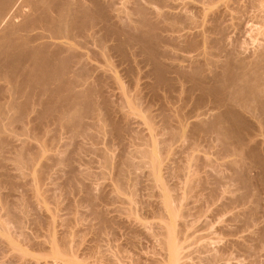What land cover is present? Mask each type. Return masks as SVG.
Returning <instances> with one entry per match:
<instances>
[{
	"label": "rangeland",
	"instance_id": "obj_1",
	"mask_svg": "<svg viewBox=\"0 0 264 264\" xmlns=\"http://www.w3.org/2000/svg\"><path fill=\"white\" fill-rule=\"evenodd\" d=\"M79 1L87 6H91L90 0ZM105 2L113 5L115 12L123 11V13L125 14L123 15L125 17L128 14V18L126 17V19H129L128 22L123 21L121 22L122 24L124 22L127 24L130 23V27H132V25L133 27H138L140 25L148 26L147 23L153 24L149 26V29L153 27L150 30H153L156 24L158 25L159 35L162 36V49L165 52L164 56H166H163L164 58L162 60H164V63H167L166 65L168 67H172L173 69L176 67L175 69H181L184 72L187 71V73H189L191 72V70H193V67H195V65L197 66L196 62H198V64L200 63L201 65L203 62L207 61L205 62V65L202 64L201 66H204V75L207 79H209L208 82L210 81L211 83L209 84V88H211L210 85L212 86V83L216 84V77L213 81V75L216 73V75L214 76H217V74L219 76L220 71H222L221 69L226 67V65L236 63L237 60L241 61L246 59H248V61L246 60L245 62L249 63L250 58H253V56L254 58H257L259 56V54H257L259 53L258 49L260 50V52L261 50L264 51V47L263 49L261 48V45L264 44V0H105ZM3 21L4 19L0 16V24L3 23ZM142 22L146 23L143 24ZM133 27L132 32L136 33L134 29L135 27ZM126 36L127 35H125L124 37L126 38ZM124 37H121L122 44L124 43V41L126 43L127 38L125 39ZM52 42L53 45L59 44L58 42L60 41L54 40ZM112 44L113 42L104 43L102 48H96V50L103 53V58L99 59L102 64L100 67H103V69L101 68L102 71L114 69L115 71L113 70V72H115L116 74L113 72L112 73L115 75V77H119V79H114L115 81L118 80V82L120 81V83H122V85L120 83V85L117 83L122 88H118L119 86L117 87V84L113 82L114 80L112 81L111 79V81H109V76L105 78V80L107 79L106 81H108L106 82L107 84H105L104 80L102 79V84L104 85L105 89H103L102 86L98 85V83L96 84L98 85L96 87H98V90H101V93L100 91L98 92L95 87L97 93L99 94L94 91V94H97L94 97V102L101 112L99 111L100 115L98 117L94 116L93 118L92 115L89 116V114H84V117H82V120L84 119L82 122L85 123L82 124L86 127L85 129L87 130V132L85 131V133H88L86 134L87 136L84 134L77 136V134H73L70 129L67 131L68 128L60 127L54 122H49L48 132L45 138L46 141L44 140L45 142H43V144L39 143V145L36 140H30L31 143H33V147L36 146L37 148H44L42 149L43 151L41 150L42 156L41 154H39V157L37 158L39 160H36V164L34 163V166L31 165L28 170L26 169L27 171H25V173H22L24 177L20 175V179L18 178L20 172L18 171L17 173V170L16 172L15 170H12L10 175H14L16 176V178L8 180V182H6L5 184L3 183L4 186L2 185L0 187V192H2V194L4 193V196L2 198V200H4V203L0 205L3 207L5 203L8 204V213H5V209L1 208L0 206V221H4L5 226L6 224H8L6 226L7 228L4 227L3 230H0V264H40V262L41 264H68L67 261L69 259H74L81 264H169V251L167 250V246H165L166 243L163 244V241L165 239L164 236H162L163 231L160 227V225L163 223V220L161 218L164 217V215H162L161 213L163 212V209L161 207H163L162 204L164 198L167 196L172 198L171 204L175 208H179H177L178 213L182 214L185 217L186 221H184L185 223H187L186 226L184 225L185 228L183 227V225L181 226V224L177 226L179 228H177L179 232L181 230L180 228H184L181 231L182 233L178 232L179 236H177L179 237V240H181L179 241L181 248L184 247V254L182 253L184 255L183 261H185L187 264H264V194L260 196L262 199H259L260 202L256 201L257 204L253 203L255 200L253 201V197H250L252 196L251 194H249V198L247 196L248 199L246 198L247 200H245V202H243L244 200H240L241 202L234 200L238 199L239 195H242L240 194L242 193L241 191L245 190L247 192V189H241V186H244L241 184V182H238L236 180H234L236 181L234 182L233 180H230L229 177V175L233 176L234 174L232 173L233 168L231 169L230 166L232 167L234 165L232 164V162L234 163L237 157L234 156L233 153H231L233 155H230L231 157L228 156L226 160H224L227 167H224L225 164L224 166H222L223 163L221 164L220 160L218 159H225L224 156H220L222 153V151L220 153L221 148H218V152L220 155L217 154L220 157H216V155L213 156V153H215L214 151H217L216 149H213L214 145L215 148H217L216 146L220 147L219 142L221 141V139H219L218 141V137H214L216 135L215 133V135L213 134L214 136L210 133L209 135L206 134V137H209L210 135L212 136H210V139L208 138L209 140L205 137V135L202 136L203 134L200 136L201 133L198 134V136L200 137L195 135V138L197 136V140L203 137V139L200 140L201 142L198 141L199 146L194 143L195 141H191L192 136H190L191 132L189 133V128L191 127L193 122H196V116L202 115V120L204 119V121L209 122V120L211 121L216 119L215 116H219V113L221 112L217 109H214V106L210 101V103L205 102L204 104L200 105L199 108L194 105L195 102L188 101L186 103L183 102V100L179 99L178 97L180 95L178 94V97L176 95L178 91L179 93L181 92V87L184 89H192V86L190 82L187 84L188 81L185 78H182V74L178 75L177 73L176 77L175 72L177 70L170 69L172 72L170 73V75H167L168 78L170 77V81L168 80V78H166L168 81L165 80L166 83H170L172 78V81L174 82H171L170 84H174V87L177 91L174 89L173 92V86H171V88L173 87L171 91L167 89V91H170V93H165V87L163 86L160 89H152L151 81L153 83L155 76L152 72H150L152 69L151 62L149 60L146 61L147 59H149V57L146 56L148 52H146L147 54H139L138 52V62H136V64H130L131 67H128L127 62L125 63V65L124 63H122V55H120L119 52L110 51L109 48ZM124 45L130 52L138 51V45L137 48L135 47V45ZM54 47L55 45H53V47H49L48 51H53ZM144 58L146 59L144 60ZM254 58L253 62L256 60ZM251 60L250 62H252ZM143 64L145 65L143 66ZM8 70L9 69L0 66V96H2V98L0 99V104L8 100L7 96L5 97L7 89L4 88L7 86L8 82V76H5L8 73ZM101 73V71L98 72L99 75H104L103 73ZM141 76L144 77L142 78ZM98 77L95 78L98 79ZM150 77L151 79L154 77L153 80H151ZM177 78H179V80ZM180 78H182L183 80H181ZM218 79H220V77ZM177 80L180 82H178ZM135 82L138 83L136 84ZM138 84L142 87V89H140V91L142 90V98L144 96V101L141 98L140 100H142L143 102L140 101L141 104L140 107H138L140 109L143 108L141 113L142 118L133 116L134 120H136L134 121L132 117H128L132 119L129 121L127 117L123 116L124 113L122 112V110H119V108L121 109V107L124 106L122 105V102L124 100L120 101L122 97H119V95L117 94L119 93L122 96L123 93H121V91H125L124 93L130 94H127L129 98L135 97V95L133 94H137L136 92H138L140 87ZM143 84L147 85V87ZM148 84L151 86L148 87ZM176 84L177 86H175ZM135 85H138L139 87L135 88ZM218 85L216 84V86ZM111 86L112 88H110ZM132 86L134 87L136 92H134ZM154 90L155 93H157L158 90L159 92L161 91L163 93L154 94ZM74 91L78 92L79 89L77 88ZM194 91V97H199V91H197V93L196 90ZM70 93L72 92H65V97L70 96ZM105 97L109 99L107 100ZM167 97L170 98H168L169 102L167 101ZM173 97L176 99H174ZM97 98L101 99L98 100ZM76 100H74V105L79 104V101L77 102ZM104 101H107V103H105ZM100 102L103 103L101 104ZM124 102L126 104V101ZM163 102H168V104L166 105L171 107V110L167 109L163 111L165 109L163 106ZM64 108L66 110H69L66 107ZM77 108V106H74L73 108L75 117L80 111H75L77 110ZM106 108H109V110H107ZM210 109L213 110V112ZM60 110L61 112L64 111L63 107H61ZM40 111L41 107H32L28 109V111L25 113V116H27L29 118V121L32 122L37 119ZM119 111H121V113ZM9 114L13 115L14 112L9 111ZM164 114H166V117L168 116L167 119L170 118L171 115H173L172 117L176 115V118L177 116H181V118L183 117L184 119L186 118L184 121L185 123H187L186 125L188 126L189 130L186 129L185 134H187L188 139H180L179 142L177 141L178 144L175 143L174 147L169 149L174 153V155L172 154V152L170 153L168 151H163L161 153V157H163L160 158V160L162 159V165H160L159 176L154 177L151 173V164L150 166L145 164L146 160L144 159V157L136 153H138L139 150H144L145 148L149 149L147 148V145L150 144L148 141L151 140L149 138H151V136L155 134L157 129H160V131H162V135L159 133V130L157 131L159 133V136H156V132L155 138L157 137V140H164L168 138L167 135H164L165 129L164 131L163 129H161L165 126V122L163 121V119L165 118ZM138 118L139 120H137ZM200 120H197V122ZM245 121L248 122L249 118L246 117ZM251 121L253 122V120L250 119L248 123L250 124ZM191 122L192 124H190ZM118 124L119 127L122 126L124 130H127L125 131L122 138L116 136L117 132L114 131L117 129ZM152 124H155L156 127V130L154 132V129L152 130ZM29 126L30 125H27V128ZM113 126L116 129L113 128ZM19 127L20 125L17 123H13L9 126L11 130L17 132V138L19 140L28 139V137L31 138V134L33 133H24L19 129ZM167 131L168 130L166 129V132ZM25 135H28V137H25ZM204 138L206 139V142ZM216 139L218 141V145H216ZM189 140L190 143H194L192 145L190 144L191 146L196 145L198 147L193 146L194 151L192 147V150L188 149L189 151L187 150V152L186 149L189 147ZM207 140L209 142H207ZM212 140L213 142H210ZM56 144L58 145L57 147L60 148H58L59 150L56 148ZM182 147H184L185 151L181 149ZM37 148H32L33 150L31 152V155L34 153L33 156H36L35 153ZM174 148L176 149L172 150ZM154 150H156L155 147ZM183 151L184 154H182ZM164 152L165 154L163 155ZM186 152L189 154V158L187 157ZM158 154L160 155L159 151ZM203 157H210L211 159L209 160V158H207L209 160L207 161V159H204ZM215 157L218 159L221 167H224L223 169H221L224 173L223 177L226 176L229 178H225V180L223 181L224 183L225 181L228 182L225 183L226 185L224 183V185L222 184L224 188L221 187V189L224 192L221 190L219 191L220 194L221 192L222 194L224 193L223 196L220 198L219 194L218 198L217 195L218 199L214 196L215 198L212 199L215 203H211L212 200H210V198L208 200L207 198H203L208 197L209 193L205 191L206 189L202 192V189L206 188V186L202 188L201 185L203 184L200 185L199 182L196 187L193 186V188L198 190L199 193L197 191L196 192L198 194L194 193V189V192H192L193 195L189 194L191 191L187 186L188 182L186 183V178H188V176H185L186 174L183 173V171L186 169L185 166H190L191 168H189L190 170H192V167L197 166V163L199 164V159H203V161L206 160V163L209 162L210 164L211 162L212 164L213 162L216 163L217 160H214L216 159ZM130 160L132 161V166L126 164ZM177 161H179V163ZM200 164H202L201 160ZM207 165L205 166L206 170ZM210 166H208V168ZM179 168L184 169L183 171H181L182 169L180 170L181 174L179 173ZM228 168L231 169L230 172V169ZM212 170L213 169L211 168V174L208 171V173L210 174L207 179L208 181L210 180L211 176L213 177L215 175H212V173H215L212 172ZM254 171L256 174L257 170ZM254 171L250 172V175H253L252 177L256 176L257 178L258 173L254 175ZM40 173L42 174L40 175ZM247 173L249 174V172H246L244 175H246ZM206 176H208V174ZM72 179L74 180L73 182L71 181ZM22 180H24L25 182H35L36 180V182L34 184H31L33 182H30L29 186L27 182L25 184V182ZM211 181L213 180L209 181L210 184ZM239 183L241 185H239ZM235 184L237 185V187ZM11 186H14L15 188H11ZM212 186H210L211 188H209L213 189ZM246 186L248 187V189L249 187H253L250 188V190H253L256 189L258 185L256 186L255 184ZM214 187H216V185H214ZM260 188L262 189L263 185ZM260 188H258L257 191L261 193L262 190ZM34 189L42 194L41 196V194L39 193V196L42 200H44V204H38L40 207L36 204V197L34 196L35 198H32L33 194L30 195L31 190L33 193L35 192ZM188 189L190 192L187 191ZM236 191L237 193H235ZM199 194L200 196H202L200 197ZM195 195H197V197H195ZM5 196L7 197V199L5 198ZM224 196L227 197L225 198ZM235 196L237 197L235 198ZM231 198L236 202H230L232 200ZM209 201H211L210 204H208ZM211 204L213 205V208L211 207ZM217 205L219 207H217ZM41 206L46 209L44 210V208H41ZM19 209H23L25 211L24 212L22 210L24 214H22L21 217L18 216L19 212L17 211H19ZM207 209L210 210L208 211ZM244 209L247 210L246 213H248L249 211V213L247 214L249 215V220L247 215L241 217L242 222L241 218L238 216L235 219V215L239 214V211L242 214V211H245ZM251 211L254 212L252 213ZM14 212H17L18 214H15ZM47 216L49 217V219L52 217L53 221L50 220L51 222L49 221V223L47 220ZM157 222L160 224H158ZM246 222L248 224H246ZM4 231H6L7 233ZM8 237L9 239H7ZM68 237L70 238V240L72 239V241L67 245L64 243V239L69 240ZM242 238L243 240H241ZM9 241H14L13 243L18 246L20 253H16L9 247V244H7ZM233 241H239V245L241 246H239L237 243L236 244L238 246L236 244H233ZM241 241H243L244 243H242ZM55 250L64 252L65 256H54ZM211 259L213 261H211Z\"/></svg>",
	"mask_w": 264,
	"mask_h": 264
},
{
	"label": "bare ground",
	"instance_id": "obj_2",
	"mask_svg": "<svg viewBox=\"0 0 264 264\" xmlns=\"http://www.w3.org/2000/svg\"><path fill=\"white\" fill-rule=\"evenodd\" d=\"M90 2H91V6L85 5L79 0H0V16L4 19L3 23L0 24V66H3L5 68L9 69L8 73L6 75L4 74L5 76H8L7 86L4 87L7 89L5 97L7 96L8 100L6 102L0 104V187L3 185V183L5 184L6 182H8V180H12V179L16 178V176L10 175L12 170H15V172L17 170V173H18V171L20 172L18 175L19 176L18 178L20 179L21 178L20 175L22 177H24V175H22V173H25V171H27L31 165L34 166V163L37 162L36 160H39L37 158L39 157V154H41V150L44 148H42V147L37 148L36 146H34L35 148H37L36 153H35L36 156H33L34 153L31 155V152L34 149V147H33V143H31L30 140L34 139L37 141L38 144L39 143L43 144V142L46 141L45 138H46V134L48 132L49 122H51V123L54 122L55 124H57L60 127L68 128L67 131L70 129L71 132H73V134L76 133L77 136L83 135V134L84 135L88 134V133H85V131L87 132V130L85 129L86 127L83 125L85 123L82 122L84 120V119L82 120V117H84V114H89V116L92 115L93 118H94V116L98 117L100 115V112H101L97 108L98 106H96V104L94 102L95 95L99 94V93H97V91L98 92L100 91V93H101V90H98V87H96V86L100 85V86H102L103 89H105V87L102 83L104 80V83L107 84L106 82H108V81H106L107 79L105 80V78H107V76H109V79H110V80L108 79L109 81H111V79H112V81L114 80L113 82H115V84L120 83V81L118 82V80L115 81V79H119V77H115V75L113 74V73H115V72H113L114 69L111 68L112 70L108 69V71H107L105 69L106 71H104V70H103L104 72L102 71L103 67H100L102 64H101V61L99 59L103 58V53L96 50V48H99V49L102 48L104 43L113 42V44L109 48L110 51L119 52V54L122 55L121 57L123 60L120 58L123 61L122 63H124V65H125V63L127 62L128 67L129 66L131 67L132 64H136V62H138V60H137V57H138L137 53L138 52H139V54L140 53L145 54L146 52H148V54L146 53L147 54L146 56L149 57V59H147L146 61L149 60L151 62L152 69L150 72H152L155 76L153 83L151 81L152 86L148 84L149 85L148 87L151 86L152 89L156 90L157 88L160 89L163 86V87H165V89L163 88L164 92L170 93L171 89L174 87V84H170V83L174 82V81H172V78H171V82L166 83L165 80H167L166 78H168L167 75H170V73L172 72L170 69L177 70L176 72L174 71L176 74V77H177V73H178V75L182 74L183 75V76L181 75L182 78L183 79L185 78L188 81V82L186 81L187 84L190 82L191 86H192L191 87L192 89H184L181 87V92L179 93V91H178V93L176 95L177 97L180 95L178 97L179 99L183 100V102H186V103L188 101L195 102L194 105L199 107V108H200V105L204 104L205 102L210 101V102H212L214 109H217L218 111L221 112V113H219V116H217V117L215 116L216 119L213 118L214 120H211V121L209 120V122L204 121V119L202 120V118H203V117L201 118L202 115L196 116L197 120H200V119L201 120L197 122V120L195 119L196 122H193V124L191 122L190 124H192V125L189 128L190 130L188 129V126L186 125L187 123H185V121H184L186 118L185 119L183 117L181 118V116H177V118H176V115L174 117H172L173 115H171L172 118L171 117L170 118L173 120L172 121L170 118L167 119L168 116L166 117V114H164L165 118L163 119V121L165 123L164 122L163 123L165 126L162 125L164 127H162L161 129H163V131L165 129L164 135H167L168 138L164 139V140H160V139L157 140V137L155 138L156 132L158 130H159L160 134L162 132V131H160V129H157V131L153 135L154 137L151 136V138H149L151 140L148 139L149 140L148 142L150 143L149 144L150 147H149V145H147V148H149V149L143 148L144 150H139V152L136 153V154L144 157V159L146 160V162L144 161L145 164H147L149 166L151 164V169H152L151 173L153 174V176L154 177L159 176L160 165H162L161 164L162 159L160 160V158L163 157V156L161 157V155H162L161 153L163 151H165V152L168 151L171 153L172 151L169 149L174 147V144L177 143V141L179 142L180 139L182 140L184 138H187L188 136H187V134H185L186 129L189 130V133L191 132L190 136H192L191 137L192 139L195 138V135L198 136L199 133H201L200 136L203 134L202 136L205 135V137H206V134L209 135V133H210L213 135L215 133L216 135L214 134L215 136L214 135L213 136L215 138L218 137L217 138L218 141H219V139H221V141H220L221 143L219 142L220 147L216 146L217 148H215V145H214V148L211 146L213 149L217 150V151H214L215 153H213V156H215V155H216V157L219 156L220 154L218 152L219 151L218 148H221L220 153H221V151H222V153L220 156L221 157L224 156L225 159H221V158H218V159L220 160L221 164L223 163L222 166H224V164H225L224 160H226V158L228 156L231 157L234 154V156H236L237 158L235 157L236 161H234V163L232 162V164H234L233 165L234 167L230 166L231 169L233 168L232 173H234L233 176L231 175L232 177L229 175L230 180H233V181L236 180L238 182H241V184L244 185V186H241L242 187L241 189L242 190L247 189V192L245 190L244 191L239 190L242 192V193H240L242 195L241 196L239 195L238 199H234V200H236V201L244 200L243 202H245V200H247L249 198V196H250L249 194H251L252 196H250V197H253V201L255 200L253 203L257 204L256 201L260 202V200H259V199H261L260 196L262 194H264V51L261 50V52H260V50L258 49L259 53H257V54H259V56L258 55H257L258 57L255 56L257 58H254V56H253V58L256 59L254 62H253V58H250L249 63L245 62L246 60L248 61V59H246V60H241V61L237 60V62L233 61L236 63L226 65V67L221 69L222 71H220V73H219L220 75L218 76V74H217L218 77L214 76V75H216V73L212 77L213 81L216 79L217 82L215 81V83L217 85L219 84L218 85L219 88L214 83H212V86H213V84H214V86L212 87L210 85L211 88H209V84H211V83H210V81L208 82L209 79H207L206 76L204 75V73H205L204 69H203L204 66L203 67L201 66L202 64L205 65L206 64L205 62H207V61L203 62L201 65H200V63L198 64V62H196L197 66L195 65V67H193V70H191V72L188 71L189 73H187V71L184 72L181 69H175L176 67L174 69L172 67L170 68L166 65L167 63H164V60H162V59L166 56H164L165 52L162 49L163 48V44L161 43V37L162 36L159 35V32H158L159 28H158L157 24L154 26L153 30H150L153 27H151L149 29V26L153 25V24L147 23L148 26H146V25H144V26L140 25L138 27L134 26L135 28L131 24L132 27L136 31V33H133L132 27H130V25H129L130 23L129 24H127L125 22L123 24L121 23L123 21L128 22L129 19H126L127 15H128L127 13H126L127 15L125 17L124 16L125 14L123 13V11L115 12L113 5L108 4L107 2H105V0H90ZM113 20L115 23L113 22ZM144 23H146V22H144ZM147 27L149 30L147 29ZM125 35L128 36V37L126 36L127 39L124 37ZM121 37H124L126 39V43H125V41L123 44L121 43ZM50 40L60 41V42H58L59 44H53V45H55V47L53 48V51H51V52L48 51L49 47H53V45H52L53 42ZM124 44H126V45L129 44L130 46L135 45L136 48L138 45V48H137L138 51L130 52L126 49ZM263 45H261L262 49L264 47ZM131 50H133V49H131ZM146 58H144V60ZM169 58H171V57H169ZM250 60L252 62H250ZM167 61H169V60H167ZM144 65L145 64H143V66ZM99 71H101L104 74V75H102L104 77L99 75L100 73L98 74ZM206 73H207V71H206ZM112 74L114 75V77ZM172 74H174V73H172ZM0 75H1V73H0ZM98 75H99V77H98ZM150 75H151V73H150ZM146 76H147V74H146ZM95 77H98V79ZM176 77H174V78H176ZM219 77H220V79H218ZM153 78L151 79V77H150L151 80H153ZM182 78H180V79L183 80ZM177 79L179 80V78H177ZM96 80H97V82H96ZM168 80L170 81V77L168 78ZM146 82H147V80H146ZM178 82H180V81H178ZM97 83H98V85H96ZM115 84H113V85H115ZM118 84H117V87L120 84L122 85V83H120L119 85ZM138 85H135L134 87L135 88H138L139 86L141 87V85H139V86ZM143 85H145V84H143ZM145 86L147 87V85H145ZM171 86H173V87L171 88ZM175 86H177V84ZM95 87H96L97 91H96ZM134 87L132 86V89L134 90V92H136ZM140 87H139L138 92L140 91V89H142V87L141 88ZM214 87H217V88H214ZM77 88L79 89V91L75 92L74 90H76ZM110 88H112V86ZM118 88L121 89L122 87L119 86ZM143 89H145V88H143ZM167 89H169L170 91H167ZM174 89L176 90V88L175 87L173 88V92H174ZM155 90H154V94L163 93L161 91L159 92V90H158V92L156 91L157 93H155ZM194 90H196V93H197V91H199L198 92L200 94L199 97H196V98L194 97V93H193V92H195ZM67 91L72 92V93H70V96L65 97L64 93ZM94 91L97 94L96 93L94 94ZM124 92L121 91V93H123L122 96L119 93L117 94V95H119V97L125 98V99L121 98L120 101H122V100L126 101V104L123 101L124 104L122 102V105H124V106H122L121 109L119 108V110H122V112L124 113L123 116H125L127 118L132 117L133 120H134L133 116L142 118L141 113H142L143 108L142 109L138 108V107H140V104H141L140 101H142L144 99V96L142 98V90L139 93L136 92L137 94L134 93L133 95H135V97H132V98L131 97L129 98V96L127 95L129 93H124ZM126 92H129V91H126ZM173 92H171V93H173ZM117 95H116V97H117ZM148 97H150V96H148ZM1 98H2V96H0V99ZM105 98H104V100H105ZM141 98H142V100H140ZM168 98L169 97H167V101L169 102L170 98L169 99ZM22 99H23V101H22ZM97 99L100 100L101 98L100 99L97 98ZM174 99H176V98H174ZM74 100H76L77 102L79 101V104L75 103L78 105H74L73 104L75 102ZM102 100H103V98H102ZM162 100H164V99H162ZM104 102L107 103V101H104ZM168 102L167 103L163 102V106L165 108L163 111H165L167 109L171 110V107L166 105V104H168ZM164 103H165V105H164ZM108 104H106V105H108ZM37 106L41 107V111H40L37 119L35 121L31 122V121H29V118L27 116H25V113L28 111V109H30L32 107H37ZM74 106L78 107L77 110H75V111L78 112V110H80L78 113L76 112L77 113L76 117L73 113L74 112V110H73ZM61 107H63V109H64V111H62L63 114L60 110ZM64 107L68 108L69 110H66ZM110 109H111V107H110ZM212 109H213V107H212ZM107 110H109V108ZM9 111H13L14 114L10 115ZM117 111H118V109H117ZM211 111L213 112V110H211ZM119 112L121 113V111H119ZM171 112H173V111H171ZM69 113L70 114L73 113L72 114L73 116L70 115ZM116 113H118V112H116ZM109 114H110V112H109ZM246 117L249 118V121H250V119L253 120V122L251 121L249 124L248 123L249 121L248 122L245 121ZM130 118H128L129 121L132 120ZM139 118L137 120H139ZM174 118H176V119H174ZM134 121H136V120H134ZM148 121H149V119H148ZM124 122H126V121H124ZM13 123L19 124L20 125L19 129L22 132L33 133V134H31L32 135L31 138L28 137V135H25V137H28L29 140L28 139H20L19 140L17 138L18 137L17 132L14 130H11L9 128V126ZM27 125H30V126L27 128ZM113 128H115V127L113 126ZM157 128H159V127H157ZM166 129L168 130L167 132H166ZM152 130H153V132L156 130L155 124H152ZM114 131L117 132L116 136H118L119 138H122L125 131H127V130L126 129L124 130L122 126L119 127V124H118L117 129ZM168 132H169V135H168ZM159 133L157 132L156 136H159ZM217 134H218V136H217ZM193 135H194V138H193ZM197 136H196V138H197ZM200 136H198V137H200ZM210 136L206 137V138L210 139ZM162 138H163V136H162ZM191 138H189V139H191ZM196 138L194 140L191 139V141H195L194 143H196L198 145V141L203 139V137H201L199 140H197ZM187 139H186V141H187ZM217 139H216V141L214 140L217 143V144L215 143L216 145H218ZM196 140H197V142H196ZM204 140L206 142L205 138H204ZM208 140H207V142H209ZM210 142H213V140ZM188 143H189L188 144L189 147L187 146L188 148L186 149V151L188 149L192 150L193 146L194 147L199 146V145L198 146H196V145L191 146L194 143H192V142L190 143V140ZM208 144H210V143H208ZM57 146L58 145L56 144V148L58 149L59 147H57ZM190 146H191V148H190ZM154 147L156 150H154ZM194 147H193V151H194ZM222 147H223V150H222ZM175 149L176 148H174L172 150H175ZM181 149L184 150V147H182ZM158 151H159L160 155L158 154ZM184 151H183V153L182 152L181 153L184 154ZM165 152L163 153V155L165 154ZM231 153H233V154H231ZM172 154L174 155L173 152H172ZM192 154H194V153H192ZM217 154H219V155H217ZM188 155L189 154L187 153V157H188ZM41 156H42V154H41ZM40 158H42V157H40ZM180 158H181V156H180ZM207 158H209V160L211 159L210 157H207ZM207 158H204V159H207ZM129 159H132V158H129ZM218 159L216 158L214 160H217V162H218ZM245 159L248 160L249 162L246 161ZM126 160H127V156H126ZM147 160H148V162H147ZM200 160H201L202 164H200ZM209 160L207 159V161H209ZM130 161L126 164L132 166V161L131 162ZM207 161L206 160L203 161V159H199L198 162L200 165L196 162L197 164L196 163L195 164L197 166L192 167V170H190V168H191L190 166H189L190 168L185 166V168H186L185 170L182 168H181L182 169L181 170L179 168V173L181 174V171L184 170L183 173L186 174V175L185 174L184 175L188 176V178H186V183L188 182L187 183L188 185L187 184L186 185L190 189L191 192L189 191V189L187 191H189L190 192L189 194H191V195H193L192 192H194L193 190L195 189V188H193V186L196 187V185L199 183H200V185L203 184V185H201L202 188L204 186H206V188L202 189V192H203V190L206 189L205 191H207L209 193V195L206 193L208 195V197H203V198H207V200L210 198V200H212V202L211 201L208 202V204H210V202L215 203V202H213V199L215 197L217 198V195L219 198V194H220L219 191L220 190L223 191L221 189V187H223V185L225 183H228L227 181H225V183L223 181L225 180V178H229V177H226V176L223 177L224 173L221 170L224 167H227L226 164L222 168L221 164L219 162L218 163L213 162V164L211 162V164H210L209 162L206 163ZM211 161H213V160H211ZM177 162L179 163V161H177ZM43 164H44V162H43ZM207 164H209V165H207ZM206 165H207V170L205 169ZM208 166H210L209 167L210 169L208 168ZM129 168H130V166H129ZM188 168L190 171L188 170ZM193 168H196V169H193ZM211 168L213 169L212 172H215V173H212V175L213 174H215V175L213 177L212 176L210 177V180H213V181H211V184L213 186L209 183L210 180L209 181L207 180L209 175L211 174L210 173ZM230 168H228V169H230ZM166 169H167V167H166ZM231 169L229 170V172L231 171ZM39 170H41V169H39ZM254 170H257L256 174L258 173V175H257L258 179L256 178V176L252 177L253 175H250V172H252ZM208 171L210 174L208 173ZM223 171H225V170H223ZM244 172L245 173L249 172V174L247 173L248 175L247 174L244 175L245 174ZM41 174L42 173H40V175ZM207 174H208V176H206ZM256 174L254 171V175H256ZM22 181H24V180H22ZM71 181L73 182L74 180L72 179ZM233 181H232V183H233ZM236 181H234V182H236ZM26 182L29 185L30 182H33L31 184H34L36 182V180H35V182L34 181H26ZM26 182H25V184H26ZM241 184L239 183V185H241ZM255 184H256V186L258 185L259 187L257 186L256 189H253V190L251 189L252 192H251L250 188H253V187H249V189H248V187L246 186V185H255ZM12 185H14V184H12ZM70 185H71V183H70ZM209 185L212 186L213 189H210L211 187ZM214 185H216V187H214ZM237 185H236V187H237ZM262 185H263V188L261 189L260 187ZM14 186H16V185H14ZM14 186H11V188L12 187L15 188ZM201 186H199V187H201ZM16 187H18V186H16ZM23 187H24V185H23ZM208 188L210 189V191ZM258 188H260L262 190L261 193L259 191H257ZM200 189H199V191H200ZM11 190H13V189H11ZM254 190H256L258 192V194ZM196 191L198 192V190L195 189L194 193L198 194L199 192L197 193ZM232 191H234V190H232ZM28 192H30V191H28ZM243 192H245V193H243ZM253 192H256V193H253ZM30 193H31L30 195L33 194L32 195L33 197L31 196L32 198L36 197L35 201H36L37 205L38 204L39 205L44 204L43 203L44 200H42L41 197L39 196L41 194L40 192L35 190V192H34L35 194H34L31 190ZM235 193H237V191ZM3 194H2V192H0V201L2 200V198L4 196ZM223 194L221 192L220 198L223 196ZM41 196H42V194H41ZM199 196H200V194H199ZM247 196H248V198H247ZM10 197H11V195H10ZM117 197H118V195H117ZM195 197H197V195H195ZM200 197H199V199H200ZM236 197L237 196H235V198ZM256 197H259V198H256ZM5 198L7 199L6 196H5ZM21 199H22V197H21ZM171 200H172L171 197H169V196L165 197L163 204H162L163 207H161L163 209V212H161V213H162V215H164V217L161 218L163 220V223L161 222L162 224L160 225V227L162 228V231H163L162 236H164V239H165L163 241V244L166 243L165 246H167V248H168L167 250L169 251V253H168L169 264H187L185 261H183L184 247H182L183 248L182 249L180 246L179 241H181V240H179V237H178L179 236V234H178L179 228L177 227L180 224H181V226L183 225V227H184V225L186 226L187 223H185V221H186L185 217L182 214L178 213V210H177L178 207L175 208L171 204ZM232 201H233V199L230 202H232ZM236 201H233V202L235 203ZM216 202H219V201H216ZM3 203H4V200H2L0 204H3ZM232 203H230V204H232ZM6 204L7 203H5L3 205V207L0 205L1 208L5 209V213L8 211V208H7L8 204L7 205ZM211 207L213 208V205ZM217 207H219V206L217 205ZM220 207H221V205H220ZM222 207H223V205H222ZM253 207H255V206H253ZM6 208H7V210H6ZM41 208H44V207L41 206ZM208 208H210V207H208ZM45 209L46 208H44V210ZM22 210L19 209V211H17V212H19L20 215L16 212L18 214V216H20V217L25 212L24 210H23L24 212ZM1 211H2V209H1ZM212 211H214V210H212ZM43 212H45V211H43ZM218 212H219V210H218ZM242 212L243 213L241 214V212L239 211V214L235 215L236 216L235 219L237 218V216L241 218L242 216L247 215L249 213V211H248V213H246L247 210L242 211ZM251 212L253 213L254 211H251ZM252 213H251V215H252ZM102 217H104V216H102ZM247 217L249 220V215H247ZM44 218H45V216H44ZM47 220H48V222L50 220L53 221L52 217L50 219L48 217ZM245 221H246V219H245ZM250 221H248V222H250ZM241 222H242V218H241ZM158 224H160V223H158ZM246 224H248V223L246 222ZM7 225L8 224H6V226ZM6 226L4 224V221L3 222L0 221V230H3L4 227H6ZM249 226H248V228H249ZM180 229L181 230L179 233H182L181 231L183 229L182 228H180ZM80 230H81V228H80ZM80 230H79V232H80ZM4 232H6V231H4ZM186 234H188V233H186ZM7 239H9V237ZM254 239H256V238H254ZM241 240H243V238ZM244 240H246V239H244ZM53 241H55V240H53ZM64 241H65L64 243L68 245L71 243L72 239L71 240H70V238H69V240L64 239ZM252 241H254V240H252ZM13 242L9 241L7 244H9V247L17 253L20 250H19L18 246L16 244H14ZM241 242L244 243L243 241H241ZM236 243L239 245V241L234 242L233 244H236ZM61 245H62V243H61ZM239 246H241V245H239ZM63 249H65V248H63ZM85 253H87V252H85ZM22 254H24V253H22ZM54 254H55L54 256H57V257H61V256L64 257L65 256L64 255L65 253L60 251V250H55ZM166 260H167V258H166ZM211 261H213V260L211 259ZM67 262H68V264H81L80 262L78 263L74 259H69ZM40 264H41V262H40Z\"/></svg>",
	"mask_w": 264,
	"mask_h": 264
}]
</instances>
